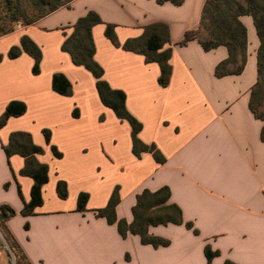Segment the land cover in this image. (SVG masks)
I'll return each instance as SVG.
<instances>
[{
    "label": "crops",
    "instance_id": "obj_1",
    "mask_svg": "<svg viewBox=\"0 0 264 264\" xmlns=\"http://www.w3.org/2000/svg\"><path fill=\"white\" fill-rule=\"evenodd\" d=\"M205 3L73 0L70 7L32 25H18L0 38V118L11 110L0 128V215L2 206L15 212L3 221L0 216V222L28 264H207V247L219 252L212 264H264V121L250 109L260 41L254 22L241 17L248 33L245 69L217 77V65L228 57L226 47L206 51L198 39L178 45L191 30L206 37L201 32ZM89 11L104 22L92 29L104 79L125 92L127 109L143 124L139 138L157 146L164 164L151 153L140 158L133 153L131 125L103 104L93 74L62 50L72 25ZM156 23L166 24L170 32L167 87L159 83L158 63H147L144 55L123 50L106 36V24H113L123 44ZM23 36L42 51L39 74L28 53L8 55L13 47L21 48ZM55 75L71 84L70 95L54 89ZM45 130L51 133L50 143ZM13 132L29 133L44 149L38 161L49 167L43 202L29 215L23 210L32 201L34 179L22 174L21 155L9 159L4 150ZM53 146L62 157L55 156ZM59 181L67 185L66 198L58 194ZM117 186L119 219L131 224L137 196L168 187L170 203L194 228L151 226L150 234L171 242L159 248L143 244L139 235L122 237L116 224L95 214ZM81 193L89 194L85 211L78 209Z\"/></svg>",
    "mask_w": 264,
    "mask_h": 264
},
{
    "label": "trees",
    "instance_id": "obj_2",
    "mask_svg": "<svg viewBox=\"0 0 264 264\" xmlns=\"http://www.w3.org/2000/svg\"><path fill=\"white\" fill-rule=\"evenodd\" d=\"M73 0H0V38L12 33L18 25L29 26L41 18L53 13L62 7H70ZM158 4L171 2L174 5H181L183 0H156ZM251 16L257 31L260 45L257 52V82L252 88L250 109L255 117L264 121V0H206L201 19V32L206 37L200 36V30L188 31L179 45L185 46L190 41L198 39L204 50L210 51L220 46L228 50V57L220 62L215 75L219 78L239 75L246 66L248 58V33L247 28L241 21V17ZM103 20L95 11H89L87 15L79 18L72 25L73 31L62 45V50L69 53L74 64L83 66L89 70L96 78V87L103 104L111 108L117 117L126 121L132 128L133 153L140 158L143 153H151L155 160L164 164L166 158L152 144H146L139 138V133L143 129V124L137 120L127 109L126 94L122 90L113 89L104 79V69L95 60V43L92 35L94 26L103 24ZM106 36L111 42L121 47L123 50L138 53L145 56L147 63L156 62L160 66L161 74L159 83L167 87L171 80L172 66L170 59L172 56V46L169 28L164 23H156L145 27L142 36L128 39L121 44L115 32V25L106 24ZM166 45L168 48L164 49ZM24 51L31 55L34 60L33 71L40 73V65L43 58L42 51L28 36L21 39V48L13 47L9 52L10 58L18 57ZM3 55H0V62ZM62 81V82H61ZM63 83L60 86L59 83ZM53 87L57 92L70 95L72 93L71 84L62 76L55 75ZM10 108L0 118V128L3 127L9 116ZM48 143L51 141L49 130L44 131ZM264 141V126L261 132ZM56 157L62 154L56 147H52ZM7 157L10 159L15 154L21 155L25 159L23 175L31 176L34 179L32 188V201L26 204L23 214L29 215L36 206L42 204V188L48 182L49 167L38 161L37 155L43 154L44 149L36 145L29 133L13 132L10 135L9 143L4 146ZM57 191L61 198L67 197V185L64 181H59ZM171 191L168 187H161L155 192L144 190L137 196V203L133 208L134 220L129 224L125 219H119L116 208L121 201L120 187L117 186L108 204L101 209H96L95 214L99 218H105L109 224H116L122 237L129 234L139 235L143 244L152 245L155 248L170 245L168 239L157 237L149 233L151 226L168 224H185L188 229H193V224L185 223L182 210L174 203H170ZM89 199L88 193H81L78 199V209L85 211ZM15 212L6 206L1 207V219L13 216ZM4 236L8 245L17 257L19 264H28L18 243L15 241L10 231L0 222ZM198 234L197 230H194ZM219 252H213L206 248L207 264H212L213 258ZM225 264H235L226 261Z\"/></svg>",
    "mask_w": 264,
    "mask_h": 264
},
{
    "label": "rangeland",
    "instance_id": "obj_3",
    "mask_svg": "<svg viewBox=\"0 0 264 264\" xmlns=\"http://www.w3.org/2000/svg\"><path fill=\"white\" fill-rule=\"evenodd\" d=\"M246 17H248V18L250 19L251 23L253 24L252 17H251V16H246ZM255 36H256V38H257V40H258V35L256 34V32H255ZM178 45H179V44H178ZM179 46H181V45H179ZM181 47H182V46H181ZM257 78H258V68H257ZM255 84H256V83H255ZM255 84H254V85H255ZM253 87H254V86H253ZM261 111L264 112V105H263ZM14 262H15L16 264H19L16 256H15V260H14V259L11 257L9 250H7V249H2V250H0V264H15Z\"/></svg>",
    "mask_w": 264,
    "mask_h": 264
},
{
    "label": "built area",
    "instance_id": "obj_4",
    "mask_svg": "<svg viewBox=\"0 0 264 264\" xmlns=\"http://www.w3.org/2000/svg\"><path fill=\"white\" fill-rule=\"evenodd\" d=\"M2 249L9 250L11 257L15 260V254L12 251V249L10 248V246L8 245L7 240H6L4 233H3L2 227L0 225V250H2Z\"/></svg>",
    "mask_w": 264,
    "mask_h": 264
}]
</instances>
